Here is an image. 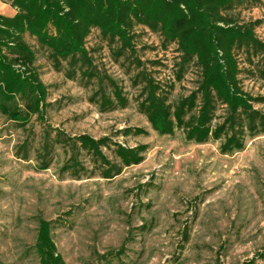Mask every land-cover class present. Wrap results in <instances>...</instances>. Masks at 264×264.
Instances as JSON below:
<instances>
[{"label": "rangeland", "instance_id": "rangeland-1", "mask_svg": "<svg viewBox=\"0 0 264 264\" xmlns=\"http://www.w3.org/2000/svg\"><path fill=\"white\" fill-rule=\"evenodd\" d=\"M224 13L238 23L259 20L255 33L264 41V0H243ZM133 33V49H121L92 29L85 43L89 66L81 60L57 63L46 47L24 35L47 88L46 107L43 119L32 116L25 125L0 114V264H39L34 243L40 218L51 221L66 264H264L259 120L252 131L246 115L238 116L235 131L244 146L229 154L220 151L226 133L234 131L229 127L202 143L188 140L184 128L155 131L139 106L145 98L141 69L159 84L172 110L198 88L201 71L158 31L136 25ZM261 56L237 51L239 83L260 99L252 105L264 113ZM114 89L125 104L117 102ZM200 105L198 94L185 119L197 115ZM213 105L211 127L227 125V105L215 95ZM79 134L107 136L125 147L146 145L143 160L103 178L102 165L80 150L82 168L65 169L70 152L61 141ZM113 149L102 147L119 163Z\"/></svg>", "mask_w": 264, "mask_h": 264}, {"label": "trees", "instance_id": "trees-1", "mask_svg": "<svg viewBox=\"0 0 264 264\" xmlns=\"http://www.w3.org/2000/svg\"><path fill=\"white\" fill-rule=\"evenodd\" d=\"M10 1L16 13L12 17L0 14V114L8 120L25 125L32 116L44 118L47 88L40 78L36 55L24 38L26 33L46 47L57 63L60 59L81 60L89 66L91 60L85 43L92 29H98L106 40L119 42L121 49H133V29L143 25L158 31L164 40L175 42L184 60L194 58L201 71L198 88L180 99L172 110L159 84L146 69H141L139 76L145 83V98L139 106L155 131L172 134L175 128H184L188 140L202 143L210 136L220 138L229 127L234 131L226 133L220 145L221 153L229 154L244 146L242 134L235 131L241 113L248 119L247 129L256 130L258 119L260 130H264V113L252 105L260 99L242 89L237 59L240 49L260 53V75L264 78V41L255 33V25L260 21L238 23L224 13L243 0ZM113 94L118 103L125 104L121 92L114 89ZM198 94L201 105L197 115L191 114L185 119L194 108ZM214 95L227 105L230 113L227 125L223 123L213 129ZM103 103L110 105L111 100L105 97ZM134 131L145 133L142 128ZM63 138L61 142L70 152L64 168H72L74 172L80 170L82 163L78 154L84 150L102 165L100 175L103 178L119 174L122 166L138 164L146 150V145L125 147L107 136L95 138L79 134ZM111 146H114L119 163L112 162L102 151V147ZM41 168H47V164ZM34 248L39 264H66L51 236L50 220H38ZM121 253L122 250L107 254ZM243 264H252V260Z\"/></svg>", "mask_w": 264, "mask_h": 264}, {"label": "crops", "instance_id": "crops-1", "mask_svg": "<svg viewBox=\"0 0 264 264\" xmlns=\"http://www.w3.org/2000/svg\"><path fill=\"white\" fill-rule=\"evenodd\" d=\"M16 13L15 8L11 5L10 0H0V14L12 17Z\"/></svg>", "mask_w": 264, "mask_h": 264}]
</instances>
